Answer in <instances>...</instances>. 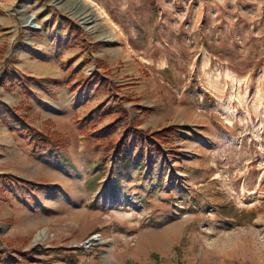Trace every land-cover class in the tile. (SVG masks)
Instances as JSON below:
<instances>
[{
	"label": "rangeland",
	"instance_id": "obj_1",
	"mask_svg": "<svg viewBox=\"0 0 264 264\" xmlns=\"http://www.w3.org/2000/svg\"><path fill=\"white\" fill-rule=\"evenodd\" d=\"M62 1L0 0V38L25 45L42 17H63L85 64L24 75L73 92L84 128L23 114L45 123L32 127L49 144L26 133L66 173L26 179L32 193L20 183L36 209L24 219L0 209V264H264V0ZM115 106L145 136L178 127L170 176L152 149L110 151L125 136Z\"/></svg>",
	"mask_w": 264,
	"mask_h": 264
},
{
	"label": "crops",
	"instance_id": "obj_2",
	"mask_svg": "<svg viewBox=\"0 0 264 264\" xmlns=\"http://www.w3.org/2000/svg\"><path fill=\"white\" fill-rule=\"evenodd\" d=\"M39 27V30L28 28L25 34V45L17 43V37H15L17 33L10 37L0 38L1 60L5 58L11 60L14 56L15 59L17 58L15 62L20 65L21 69V71L13 69V75L5 72L7 70L4 68L0 71V198L6 201L1 203L0 209L7 216H16L19 220L24 219L22 210L27 209L29 213L36 209L33 207L34 204L23 196L20 182L11 180L36 179L43 172L48 174L52 166L56 167L57 174H65L66 171L61 164H51L50 147L40 149L33 145L25 129L13 128L10 120L5 119V115L12 118L14 115L33 116L35 114L40 115L43 122L53 118L63 124L68 123L70 126L72 124L76 129L82 127V123L77 124L75 119L78 99L65 85L52 84L45 80L34 82L24 78V75L29 73L40 79H42L41 76L52 73H57L62 77L60 69L65 61L73 57H76L75 65L85 67L78 49L81 41L73 40L75 29L64 24L63 17L58 16L51 19L48 15L44 16ZM14 31L18 30L14 29ZM71 42H75V45L72 46ZM12 63L8 64V70L13 66ZM97 70L100 71V69ZM4 107H7L8 111H4ZM50 109L54 110L50 111ZM42 124L37 120L30 125L38 128ZM4 181H10L9 185ZM59 185L63 190L66 189L63 185ZM16 203L18 206H15Z\"/></svg>",
	"mask_w": 264,
	"mask_h": 264
},
{
	"label": "trees",
	"instance_id": "obj_3",
	"mask_svg": "<svg viewBox=\"0 0 264 264\" xmlns=\"http://www.w3.org/2000/svg\"><path fill=\"white\" fill-rule=\"evenodd\" d=\"M153 3L155 0H151ZM73 74L70 72L66 78V82H71L73 80ZM86 79L85 75H81V79ZM80 81V79H79ZM4 111H8L7 107H4ZM4 116V115H3ZM127 111L120 107L115 106V114L112 116L113 124L120 125L123 129H125V136L117 139L114 145L109 143V149L114 153H119V155H124L125 151L139 148L142 153L145 150H153L154 154L158 157L157 166H154V169L160 171V178H165L171 175L173 169L167 163V159L165 158L164 152L167 150H172L171 137L178 130L177 126H167L160 130L153 131L149 134V136H145V134L138 128V124H132L129 121ZM5 119H9L11 122V126L13 128L22 127L25 129L27 133L33 136L35 143L39 142L40 144H49L51 141V137L42 134L41 132L36 131L27 121V117L24 115H14L12 118L10 116L5 115ZM128 127H131L128 130ZM53 144L59 143L56 140H52ZM163 145H162V144ZM174 151V150H172ZM22 185L28 188L29 192L32 193L35 190L41 187L40 183L26 180L22 178L17 179Z\"/></svg>",
	"mask_w": 264,
	"mask_h": 264
},
{
	"label": "bare ground",
	"instance_id": "obj_4",
	"mask_svg": "<svg viewBox=\"0 0 264 264\" xmlns=\"http://www.w3.org/2000/svg\"><path fill=\"white\" fill-rule=\"evenodd\" d=\"M57 3H61V2H63L62 0H60V1H58V0H55ZM62 5V4H61ZM64 5V4H63ZM78 6H80V4H78ZM77 6V7H78ZM82 7V6H81ZM83 9V8H82ZM85 11V10H84ZM94 11V10H93ZM83 12V11H82ZM80 15V14H79ZM83 15H84V13H83ZM93 17H92V16ZM97 18H95V14L93 15V13H88L87 12V14H85L83 17H82V20H83V23L86 25V27L89 29L90 27H93V26H95L96 24H94L95 23V20H96ZM34 20H35V17L33 16L32 18H30V20H29V23H31L32 25L33 24H36V22L34 23ZM38 25V26H37ZM98 25V24H97ZM34 27H39V23L38 24H36V25H34ZM110 37V36H109ZM107 38V37H106ZM90 243H88L87 245H89Z\"/></svg>",
	"mask_w": 264,
	"mask_h": 264
},
{
	"label": "water",
	"instance_id": "obj_5",
	"mask_svg": "<svg viewBox=\"0 0 264 264\" xmlns=\"http://www.w3.org/2000/svg\"><path fill=\"white\" fill-rule=\"evenodd\" d=\"M89 241H90V239H88V240L85 242V244L88 243Z\"/></svg>",
	"mask_w": 264,
	"mask_h": 264
}]
</instances>
